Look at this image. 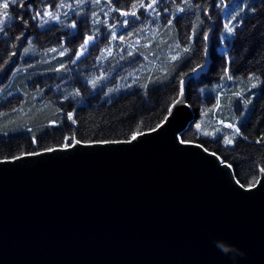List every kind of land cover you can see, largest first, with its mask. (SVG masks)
Masks as SVG:
<instances>
[{"label": "water", "instance_id": "obj_1", "mask_svg": "<svg viewBox=\"0 0 264 264\" xmlns=\"http://www.w3.org/2000/svg\"><path fill=\"white\" fill-rule=\"evenodd\" d=\"M192 120L186 104L132 143L0 160V264H264V173L243 187L179 143Z\"/></svg>", "mask_w": 264, "mask_h": 264}, {"label": "trees", "instance_id": "obj_2", "mask_svg": "<svg viewBox=\"0 0 264 264\" xmlns=\"http://www.w3.org/2000/svg\"><path fill=\"white\" fill-rule=\"evenodd\" d=\"M33 2L37 8H42L44 3L55 4L58 0ZM144 3L147 5L149 1L144 0ZM194 3L201 5L198 10L200 19L197 20L192 12L180 14L172 27L166 26L169 16L163 12L164 7L174 10L170 0L167 4L156 5L161 11L159 34L139 52L152 59L161 52L160 63L133 78L124 89L109 94L106 87L116 85L118 76L138 66L143 61L141 55L136 52L133 56L116 55L99 63L102 44L98 43L87 57L73 65L69 61L86 31L83 21L88 18L87 10L77 19L75 31L59 25L38 28L30 21L24 30V37L17 42V56L0 71V160L60 147L66 137L73 135L84 143L127 140L136 131L148 132L157 128L165 120L169 106L178 97L180 78L192 73V67L204 65L205 42L200 33L211 29L207 69L199 77L188 80L185 86L193 120L180 139L197 143L217 154L232 166V170L235 169L236 180L243 187H250L252 181L264 173L259 172L264 167V83L251 88L253 81L249 79V74H255L264 81V0H243L256 11L251 13L246 10L242 13L243 25L237 29L234 40L224 44L220 41L222 22L233 13L241 0H225L226 7L221 8L214 7L219 0H194ZM112 5L120 7L121 0H112ZM130 5L131 0H125L122 10L127 11ZM205 7L209 9L211 19L204 15ZM144 12V9H140L138 15L145 18ZM133 20L134 17L129 19L130 22ZM138 23L135 21L134 25L130 23L128 27H123L121 33L127 38L137 37L141 31L136 26ZM193 27H196L197 35L190 41L188 37ZM129 32H132L131 36L127 35ZM29 39L32 41V51L22 55V49L29 46ZM177 43L180 49L176 48ZM61 44L71 51L61 58L44 57L50 49L60 48ZM187 45L191 46V51L182 53ZM172 48L176 53H181L180 59L175 62L164 56V52ZM6 51L7 48L0 44V61ZM228 58L233 61L231 65L226 64ZM57 63L65 67L56 71ZM225 67L233 77L231 81L240 88L230 99H219L217 106L215 87L228 80L224 75ZM99 71L105 73L109 80L105 83L106 87L93 91L86 79L88 74ZM145 83L148 84L146 90L141 86ZM75 89L80 90V96L74 95ZM73 111L76 125L66 118V114ZM217 118L240 127L242 136L235 137L233 146L225 147L220 138L221 133L227 134L233 130L217 124ZM50 121H56L59 126L50 127ZM197 124L201 125L202 130L209 127V131L220 129L221 132L216 133L217 139H212L198 133ZM33 136H36L38 144L32 143Z\"/></svg>", "mask_w": 264, "mask_h": 264}, {"label": "snow or ice", "instance_id": "obj_3", "mask_svg": "<svg viewBox=\"0 0 264 264\" xmlns=\"http://www.w3.org/2000/svg\"><path fill=\"white\" fill-rule=\"evenodd\" d=\"M43 2V0H42ZM125 0H121V6L115 7L112 5V0H106V6L108 8L107 11H104V8L101 7L100 11L104 13V20L101 21L100 15L96 11H92L90 15V20L92 24V31L91 29L85 31L83 37L80 39L79 47L78 49L72 54V58L70 59V63L75 65L78 61H80L87 53H89V50L92 48L97 47V41L100 36V28L97 27L98 25H102L103 27L107 28L109 39L108 44L105 47L103 51H101L100 56L98 59L103 62L107 59V57H110L112 55V42L119 40L121 43L125 41V36L120 35L117 36V32L115 29L117 28V25L128 27L131 24H135V21L141 20V16L138 15L140 9H144L147 16L152 17L155 20H159V17L161 16V11L159 8L156 7V5L161 4H167L169 3V0H150V2L145 5L144 0H131L130 8L127 11L122 10L124 7ZM171 4L174 6V10H170L168 7L163 8V12L169 16L167 20L168 27H172L174 21L177 20L178 16L180 14H186L188 12H192L196 14V19L199 20L200 17L198 15V10L201 8V5L199 3H194V0H170ZM101 3V0H58L57 3H44V6L42 8H37L33 2V0H0V44H2L4 47L7 48V51L5 53L4 58L2 61H0V71H3L4 67L9 64L11 59L13 57L17 56V52L15 49H17L18 44L17 42L20 41L24 37V30L29 26L30 21L35 24L38 28H44L45 25H50L52 23L55 24H63L65 27L70 29H77L78 27V21L75 18H72L69 16V13H73L75 17H81L84 13V7L86 5L91 4L93 7L99 6ZM216 8L226 7L225 0H219V3H216L214 5ZM238 9V10H237ZM63 10V11H62ZM254 13L256 9L250 8L247 4L243 3V0H241V3L237 4L235 9L233 10V13L228 15L225 20L222 22V33L220 35V41L221 44H224L226 41L234 40L235 34L237 32V29H239L243 23L244 20L241 18L242 13L245 11ZM113 12H119V15L121 17H134L135 20L129 21L128 19L123 20H116L115 17H113L111 14ZM203 13L205 16L210 17L209 9L205 7L203 9ZM154 14V15H153ZM64 17L62 20L61 17ZM109 18H111L114 23L109 24ZM65 21H68L65 24ZM85 25H87L88 21H83ZM148 23L151 24L152 20H148ZM200 23H203V21H200ZM17 28H19V31H17ZM144 30V29H141ZM211 29H208L200 35L203 37V41L205 42V47L203 48V53L205 57H207V42L210 39L209 33ZM68 35H72V33H69ZM127 35L131 36L132 32L127 33ZM197 35L196 27H193L192 34L188 37L190 41L194 39V37ZM28 47H24L22 49V55L28 54L32 51L31 44L32 41L29 39L27 41ZM138 43V41H137ZM61 47L64 49L63 51L59 52L60 56H64L66 53L70 52L71 50L68 48H64V45L61 44ZM145 47H148V45H145ZM176 48L180 49V44H176ZM49 51L51 52H57L56 48H52ZM121 51H124V49H121ZM191 51V46L187 45L184 46L182 49V53H189ZM128 56H133V52L129 51L127 53ZM181 53L177 52L176 55H173L171 57V61L175 62L180 59ZM147 59V57H145ZM191 62V61H190ZM233 61L228 58L226 60L227 65H231ZM203 64H198L195 67H192L190 71L192 73L199 72L203 68ZM65 65L61 64L60 67L55 69L56 71H60L62 68H64ZM224 75L227 76L228 80H232L233 77L228 74V67H225L224 69ZM151 80V78H149ZM249 79L253 82L251 83V88H257L261 83H264L260 79L259 76H255V74H249ZM106 80V74L101 72L100 75L94 76L92 79L88 81V85L95 91L97 87L101 86V82ZM185 80L183 77L180 78L179 81V88H178V98L176 101L169 106L166 112V121L170 122L172 119H176L177 115L179 114V107H183L187 104V99L185 98ZM145 90L148 88V84L145 83L141 85ZM128 87H131L129 85ZM119 90V88L115 89ZM251 90V89H249ZM114 91L113 88L109 87L107 88V93H112ZM203 91V90H201ZM106 94V93H102ZM75 96H80V90L75 89L74 90ZM65 99H68V97H65ZM248 102V101H246ZM179 106V107H177ZM217 106H219V95L217 96ZM173 109L176 110L175 114H173ZM66 118L68 121H71L72 125L77 124V119L75 118V111L69 112L66 114ZM221 123H223L221 121ZM50 127H58L56 121H50L49 122ZM162 125H158L157 128L150 129V131H157L159 127ZM224 127L227 129H232L233 131L231 133H221L220 138L223 141V144L225 147L233 146L235 137L242 136L240 127L236 126L233 123H226L224 124ZM196 130L198 133H200L203 136H210L212 139H217V132H221L220 129H216L215 132H209L206 130L201 129V125H196ZM29 132L32 131L31 128L28 129ZM145 133L142 131H136L134 132L131 137L127 140H105V141H95L85 144L83 141L77 139L75 135L71 137H66L65 142L59 147H49L44 149L45 152H55L57 150H68L70 148H75L78 145L84 144V146H92L93 144H118V143H132L137 140L138 136L144 135ZM69 140L72 142L69 143ZM259 143V141H257ZM32 143L38 144V140L36 136L32 137ZM179 143L186 144L189 143V141H186L184 139H180ZM198 147L200 145H197ZM205 151H207L205 149ZM43 153L39 151L28 153V155H41ZM215 155V153H213ZM20 156L15 157V159H20ZM220 159L222 164H227L226 161H224L222 158L217 157ZM228 168H232L230 164H227ZM259 172H264V167H261L259 169ZM231 175H235V169L232 170L230 173ZM260 181L259 179H255L252 181L250 187H256L259 185Z\"/></svg>", "mask_w": 264, "mask_h": 264}, {"label": "rangeland", "instance_id": "obj_4", "mask_svg": "<svg viewBox=\"0 0 264 264\" xmlns=\"http://www.w3.org/2000/svg\"><path fill=\"white\" fill-rule=\"evenodd\" d=\"M150 2V0H148ZM103 7L104 8V11H107L108 8L106 6V0H101V3L99 6H96V7H93L91 4L89 5H86L84 7V10L83 11H86V15L88 16V18H86V20L88 21L87 25H85V23H83L85 26H86V31L91 29L92 31H94V29H92V24H91V20H90V15H91V12L92 11H96L99 13L100 15V19L101 21L104 20V13L100 11V8ZM63 11V10H62ZM84 13V12H83ZM118 14H116V12H113L111 15L113 17L116 18V20H123V19H131L132 17L131 16H128V17H121L119 15V12H117ZM145 13V12H144ZM85 15V14H83ZM154 15V14H153ZM69 16H71L72 18L75 17L73 13H69ZM61 19L63 20L64 17L62 16ZM75 19H80V17H75ZM148 20H152V23L149 24L148 23ZM159 20H160V17H159ZM159 20H155L153 19L152 17H149L147 16V14L145 13V18L141 17V20H139V23L136 24V26L139 28V30L141 29H144V30H141L140 31V34L137 36V37H134V38H127L125 36V34L121 33V29L124 27V26H120V25H117V28L115 29V31L117 32V36L119 37L120 35H124L125 36V41L123 43H121L119 40L117 41H113L112 42V55L111 56H116V55H127V53L129 51H132L133 53L136 52L138 53L139 55L142 56V59L143 61L140 62L138 64V66H135L134 68H131V69H128L127 71H125L121 76H118L117 77V80L119 81L116 85L114 86H105V83L108 82L109 78L106 77V80L105 81H102L101 82V86L97 87V88H101V87H106V92H107V88L111 87L114 89V93L116 92H119L120 90L124 89L128 83L133 79V78H136L140 73L144 72V71H147L151 68H154L156 66H158V64L160 63V57L162 56L161 52H158L156 54V57L155 58H149L147 57V59H145L146 56H144L141 52H139V49H145L147 47H145V45H150L154 40L155 38L158 36L159 34V28H158V25H159ZM68 21H65V24L67 23ZM111 23H114V21L109 18V24ZM50 25H59V26H65L63 24H55V23H52ZM50 25H45V26H50ZM97 27L100 28V36H99V39L97 41V44L98 43H101L102 46H101V50H100V53L101 51H103L105 49V47L107 46L108 44V39H109V35H108V31H107V28L103 27L102 25H98ZM70 29V28H68ZM70 30H73V29H70ZM76 30V29H75ZM73 30V31H75ZM138 41V43H137ZM66 48V47H64ZM93 49V48H92ZM121 49H124V51H121ZM64 49L62 47L60 48H57V52H51V51H48L47 53H45L44 57L45 58H61V57H64V56H60L59 55V52L60 51H63ZM91 50V49H90ZM89 50V51H90ZM164 56L171 59V57L173 55H176L177 53L174 51V49H170V50H166L164 52ZM89 53H87L85 55V57L88 56ZM110 56V57H111ZM83 57V58H85ZM82 58V59H83ZM109 57H107L108 59ZM53 60V59H52ZM105 61V60H104ZM99 63H102L100 60H99ZM62 63H57L56 64V67L55 69H57L58 67H60ZM100 71L99 72H95V73H91V74H88V77H87V81H89L90 79H92L94 76H98L100 75ZM119 88V90H115ZM239 85L236 84L234 81H231V80H226L222 83H220L219 85H217L215 87V90L217 92V94L219 95V99H230V97L232 95H235L238 93V89H239ZM109 94V93H107ZM221 121L223 123H221ZM216 123L223 126L224 127V124L226 123H230L222 118H217L216 119ZM206 131H209L210 128L207 127V129H205ZM209 132H214L213 130L212 131H209Z\"/></svg>", "mask_w": 264, "mask_h": 264}, {"label": "clouds", "instance_id": "obj_5", "mask_svg": "<svg viewBox=\"0 0 264 264\" xmlns=\"http://www.w3.org/2000/svg\"><path fill=\"white\" fill-rule=\"evenodd\" d=\"M216 247L222 251L225 255H228L230 251H232L233 253L235 252L234 249H231L230 246H226L225 244H223L222 242H219V241H214ZM238 255L240 256H243L244 253L243 252H240L238 253ZM233 259H235V254L233 255L232 257Z\"/></svg>", "mask_w": 264, "mask_h": 264}]
</instances>
